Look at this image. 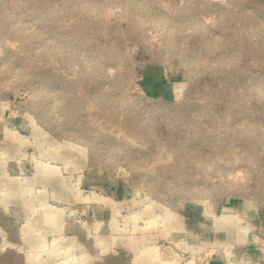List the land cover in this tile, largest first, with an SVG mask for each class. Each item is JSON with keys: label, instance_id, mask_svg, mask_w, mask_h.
Wrapping results in <instances>:
<instances>
[{"label": "rangeland", "instance_id": "rangeland-1", "mask_svg": "<svg viewBox=\"0 0 264 264\" xmlns=\"http://www.w3.org/2000/svg\"><path fill=\"white\" fill-rule=\"evenodd\" d=\"M0 264H264V0H0Z\"/></svg>", "mask_w": 264, "mask_h": 264}, {"label": "bare ground", "instance_id": "bare-ground-1", "mask_svg": "<svg viewBox=\"0 0 264 264\" xmlns=\"http://www.w3.org/2000/svg\"><path fill=\"white\" fill-rule=\"evenodd\" d=\"M90 198V197H89ZM108 204V203H107ZM105 205V204H104ZM76 221V220H75Z\"/></svg>", "mask_w": 264, "mask_h": 264}]
</instances>
